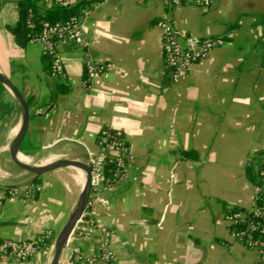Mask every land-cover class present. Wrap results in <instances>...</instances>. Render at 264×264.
I'll use <instances>...</instances> for the list:
<instances>
[{
	"label": "crops",
	"instance_id": "crops-1",
	"mask_svg": "<svg viewBox=\"0 0 264 264\" xmlns=\"http://www.w3.org/2000/svg\"><path fill=\"white\" fill-rule=\"evenodd\" d=\"M17 1L0 0V73L30 105L20 155L34 163L86 162L103 128L117 131L133 155L130 179L91 198L60 264H86L74 246L93 256L105 244L118 264H264L233 240L223 219L251 205L255 164L264 162V0H216L209 10L168 9L163 0H78V13L88 12L82 38L58 45L64 79L51 77L40 44L18 41ZM35 6L40 14L51 10L39 0ZM165 16L186 35L220 40L177 83L162 52ZM87 58L109 66L88 87ZM20 122L15 97L0 84V240L44 230L50 239L26 261L3 264H49L82 184L69 168L38 178L18 168L9 145ZM29 183L42 186L34 198L9 199L7 188ZM101 226L114 235L106 239Z\"/></svg>",
	"mask_w": 264,
	"mask_h": 264
},
{
	"label": "built area",
	"instance_id": "built-area-1",
	"mask_svg": "<svg viewBox=\"0 0 264 264\" xmlns=\"http://www.w3.org/2000/svg\"><path fill=\"white\" fill-rule=\"evenodd\" d=\"M45 8L54 6L72 7L78 0H39ZM170 9L175 6L189 4L209 10L216 0H163ZM88 12L83 8L80 13L74 14L62 21L36 20V12L26 10L23 24L27 29L26 37L29 42L38 43L42 53L50 59V75L53 79H64L65 71L60 56L59 44H74L82 38L83 18ZM160 26L162 29L161 45L164 62L168 68V77L172 83L189 74L192 66L208 58L212 50L220 44L215 37L198 38L179 31L169 16H165ZM109 66L103 62L87 58L85 60L84 85L94 77L105 72ZM98 152L87 159L91 167V198L103 196L107 191L129 180L128 168L133 160L130 146L127 141L115 130L103 128L97 138ZM111 162L108 174L104 166ZM256 192L251 205L246 208H231L223 213V219L228 225L233 240L244 244L247 248L257 252L264 258V162L255 164ZM42 189L35 183L7 188L9 199L26 200L34 198ZM90 204V203H89ZM85 214V213H84ZM101 232L109 239L114 234L105 227ZM50 239V231L44 230L35 238H4L0 240V264L8 260L24 262L36 255ZM75 258L86 264H118L114 252L106 244L93 256L82 253L79 247L72 248Z\"/></svg>",
	"mask_w": 264,
	"mask_h": 264
},
{
	"label": "water",
	"instance_id": "water-1",
	"mask_svg": "<svg viewBox=\"0 0 264 264\" xmlns=\"http://www.w3.org/2000/svg\"><path fill=\"white\" fill-rule=\"evenodd\" d=\"M0 84L7 88L15 97L21 112L20 126L10 142L9 155L12 162L21 170L32 174L35 178L45 173L62 168L80 169L84 175V182L78 198L71 209L66 221L56 235L53 243V254L49 264H60L62 253L67 246L68 240L72 235L78 221L83 217L91 200V167L90 165L77 158L61 157L47 163L26 164L20 159V148L25 139L30 122V105L19 88L10 78L0 73Z\"/></svg>",
	"mask_w": 264,
	"mask_h": 264
},
{
	"label": "trees",
	"instance_id": "trees-1",
	"mask_svg": "<svg viewBox=\"0 0 264 264\" xmlns=\"http://www.w3.org/2000/svg\"><path fill=\"white\" fill-rule=\"evenodd\" d=\"M35 2L36 0H18L17 1V3L19 4L20 11H21V18H20L19 23L15 25L12 30L14 31L18 41L20 42L22 41V39L27 40V37H26L27 29H25L24 24H23V20H24L27 9L32 8L36 12V20L39 21L41 19H45V20H49L52 22L66 20L70 16L77 14L79 12L77 5H74L69 8L62 7V6H54V7L49 8L51 10H46L45 14H40L37 11ZM111 165H112L111 162L108 160L104 166V170L106 174H108V171Z\"/></svg>",
	"mask_w": 264,
	"mask_h": 264
},
{
	"label": "bare ground",
	"instance_id": "bare-ground-1",
	"mask_svg": "<svg viewBox=\"0 0 264 264\" xmlns=\"http://www.w3.org/2000/svg\"><path fill=\"white\" fill-rule=\"evenodd\" d=\"M18 125V124H17ZM17 130V129H16ZM57 157V156H56ZM48 160V159H47ZM53 160V159H52ZM21 161L22 162H24V163H26V164H31V163H34V161L33 160H29V159H21ZM47 162H49V161H42V162H39V163H47ZM38 163V162H37ZM77 171H78V174H79V179H80V181L79 182H81L82 184H83V182H84V178H85V175H84V173L81 171V170H78V169H76ZM6 174V173H5Z\"/></svg>",
	"mask_w": 264,
	"mask_h": 264
},
{
	"label": "rangeland",
	"instance_id": "rangeland-1",
	"mask_svg": "<svg viewBox=\"0 0 264 264\" xmlns=\"http://www.w3.org/2000/svg\"><path fill=\"white\" fill-rule=\"evenodd\" d=\"M20 159H29V160H32L29 156H25V155H20ZM73 173H75V172H77V170L75 169V168H69ZM78 170H80V169H78ZM82 184V183H81Z\"/></svg>",
	"mask_w": 264,
	"mask_h": 264
}]
</instances>
